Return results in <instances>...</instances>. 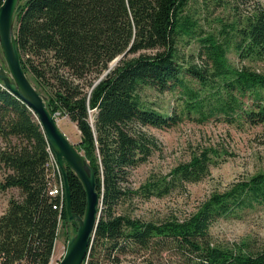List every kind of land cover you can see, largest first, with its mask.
<instances>
[{
	"label": "trees",
	"instance_id": "obj_1",
	"mask_svg": "<svg viewBox=\"0 0 264 264\" xmlns=\"http://www.w3.org/2000/svg\"><path fill=\"white\" fill-rule=\"evenodd\" d=\"M188 1L23 0L16 14L21 67L48 111L74 123L79 132L75 146L95 172L100 210L81 264L105 259L118 264L120 257L147 251L143 264H154L153 253L164 247H173L181 264H264V241L212 242L208 231L216 217L264 206V171L210 192L182 218L142 219L115 211L133 191L145 198L160 196L207 172L209 156L203 148L134 190L125 186L130 168L155 147L142 127L168 126L179 117L146 103L140 94L144 85L158 91L177 87L180 111H197L200 119L221 113L230 121L264 123V71L232 65L226 55L231 43L241 59H264V6H256L240 25L230 24L228 35L224 27L217 33L202 31L185 10ZM191 40L197 50L185 53ZM204 99L213 102L207 114L200 112ZM0 137L5 143L0 189L19 190V197L8 196L0 213V264H46L58 218L68 227L64 204L53 208L58 197L47 192V143L37 119L1 81ZM66 173L70 209L81 216L82 185L70 168Z\"/></svg>",
	"mask_w": 264,
	"mask_h": 264
},
{
	"label": "rangeland",
	"instance_id": "obj_2",
	"mask_svg": "<svg viewBox=\"0 0 264 264\" xmlns=\"http://www.w3.org/2000/svg\"><path fill=\"white\" fill-rule=\"evenodd\" d=\"M258 5L264 6V0H189L185 10L192 14L202 31L217 33L221 27H224V32L230 35L233 33L229 27L230 24L240 25L243 17L252 13ZM12 29H14L13 26ZM197 47L196 40H191L183 47V51L193 54ZM226 55L232 65L246 64L264 71V59H241L236 55L231 43ZM0 65L7 71L1 51ZM112 65L111 60L108 63L109 68ZM28 77L35 86L31 76ZM185 78L188 79L189 85L196 86L195 81H189L188 75L185 74ZM140 94L146 103L160 112L176 114L179 117L168 126L145 125L142 127L153 140L155 147L144 161L130 168L124 181L125 186L134 190L147 177L165 174L173 165L187 160L191 154L203 148L209 156L207 172L196 181L184 182L182 185L174 184L168 192L160 196L150 195L145 198L133 191L116 205V212L142 219H157L164 216L182 218L210 192L222 190L235 180L264 171L263 122L248 123L243 119L230 121L226 120L221 113L200 119L198 115L200 113L197 111L185 112L184 109L180 111L182 101L177 87L158 91L144 85L141 87ZM242 99L245 102L244 97ZM212 104V100L204 99L200 112L207 114ZM54 115L60 130L70 142L76 145L79 132L74 123L66 115L58 116L57 112H54ZM9 141L13 143L17 142V139L10 137ZM4 145L0 137V147ZM2 175L0 170V179ZM10 195L19 197L18 188L10 186L0 189V213L5 208ZM67 225L68 227H65L62 221H59V227L55 229L58 234H55L53 238L51 256L49 254L50 258L48 257V260H51L50 264H56L61 257L66 232L74 233L76 224L70 221ZM208 231L212 242L231 244L245 239L257 245L264 241V206L256 204L239 210L235 215L216 217L211 221ZM148 253L147 251L142 255L128 254L124 258L120 257L118 264H143L142 258L149 255ZM153 256L154 264H181V258L173 247H164L158 253H153ZM99 264L113 263L105 259L100 260Z\"/></svg>",
	"mask_w": 264,
	"mask_h": 264
},
{
	"label": "water",
	"instance_id": "obj_3",
	"mask_svg": "<svg viewBox=\"0 0 264 264\" xmlns=\"http://www.w3.org/2000/svg\"><path fill=\"white\" fill-rule=\"evenodd\" d=\"M22 4L20 0L0 2V51L7 67L6 71L0 65V81L37 119L61 175L66 222L76 224L74 233L66 232L64 249L56 264H81L88 251L100 210L95 172L82 152L60 130L55 115L48 111L42 94L21 67L12 26ZM119 56L113 58L112 62ZM66 167L77 176L83 188L84 210L81 216L70 209Z\"/></svg>",
	"mask_w": 264,
	"mask_h": 264
},
{
	"label": "built area",
	"instance_id": "obj_4",
	"mask_svg": "<svg viewBox=\"0 0 264 264\" xmlns=\"http://www.w3.org/2000/svg\"><path fill=\"white\" fill-rule=\"evenodd\" d=\"M47 151H48V159L46 162L47 168H48L46 171V177L48 178V180H47V183H48L47 192L51 196H57L58 197V200L52 204V207L60 210L61 207L63 206L62 179H61V175H60V172L58 170L54 155L52 154V152L50 151L48 146H47ZM59 221H61V220L58 218L57 229L59 227ZM56 234H58V233L56 232ZM56 241H57V236H56ZM50 256H51V254H50ZM50 256H49V258H50ZM48 262L50 264L51 260L50 261L48 260L46 264H48Z\"/></svg>",
	"mask_w": 264,
	"mask_h": 264
}]
</instances>
